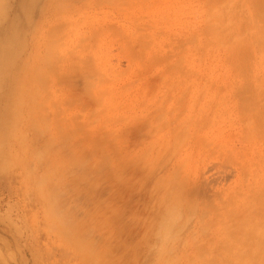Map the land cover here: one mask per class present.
<instances>
[{
  "label": "rangeland",
  "instance_id": "rangeland-1",
  "mask_svg": "<svg viewBox=\"0 0 264 264\" xmlns=\"http://www.w3.org/2000/svg\"><path fill=\"white\" fill-rule=\"evenodd\" d=\"M0 6V264H264V0Z\"/></svg>",
  "mask_w": 264,
  "mask_h": 264
},
{
  "label": "bare ground",
  "instance_id": "bare-ground-1",
  "mask_svg": "<svg viewBox=\"0 0 264 264\" xmlns=\"http://www.w3.org/2000/svg\"><path fill=\"white\" fill-rule=\"evenodd\" d=\"M1 2H2V0H0V3H1ZM0 7H1V6H0ZM37 156H38V155H37ZM41 157H43V156H41ZM50 165H51V164H50ZM49 173H50V172H49ZM48 177H49V176H48ZM62 193H63V192H62ZM170 202H171V201H170ZM173 207H174V206H173ZM173 209H175V208H173ZM176 209H177V208H176ZM172 211H173V210H172ZM172 213H173V212H172ZM172 213H171V214H172ZM174 214H175V213H174ZM167 218H168V217H167ZM168 219H169V218H168ZM166 221H168V220H166ZM166 221H165V222H166ZM158 235H159V234H158ZM160 238H161V237H160ZM155 239H156V238H155ZM156 240H157V239H156ZM149 241H150V240H149ZM160 242H161V241H160ZM148 244H149V243H148Z\"/></svg>",
  "mask_w": 264,
  "mask_h": 264
}]
</instances>
